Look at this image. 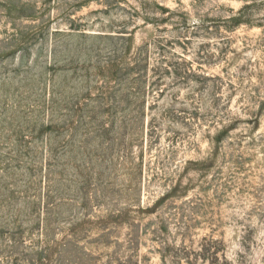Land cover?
<instances>
[{"label":"rangeland","instance_id":"obj_1","mask_svg":"<svg viewBox=\"0 0 264 264\" xmlns=\"http://www.w3.org/2000/svg\"><path fill=\"white\" fill-rule=\"evenodd\" d=\"M0 264H264V0H0Z\"/></svg>","mask_w":264,"mask_h":264}]
</instances>
